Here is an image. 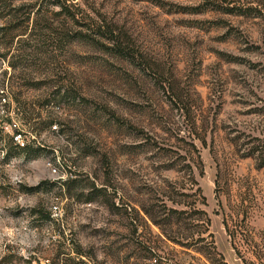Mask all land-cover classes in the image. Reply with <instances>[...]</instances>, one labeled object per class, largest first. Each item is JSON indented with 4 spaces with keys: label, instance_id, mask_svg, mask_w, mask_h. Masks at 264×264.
Listing matches in <instances>:
<instances>
[{
    "label": "rangeland",
    "instance_id": "obj_1",
    "mask_svg": "<svg viewBox=\"0 0 264 264\" xmlns=\"http://www.w3.org/2000/svg\"><path fill=\"white\" fill-rule=\"evenodd\" d=\"M54 3L0 0L46 15L0 42V263L264 264V170L240 152L264 134V0ZM192 173L210 225L184 248L139 205Z\"/></svg>",
    "mask_w": 264,
    "mask_h": 264
},
{
    "label": "trees",
    "instance_id": "obj_2",
    "mask_svg": "<svg viewBox=\"0 0 264 264\" xmlns=\"http://www.w3.org/2000/svg\"><path fill=\"white\" fill-rule=\"evenodd\" d=\"M17 0H13L15 2ZM39 2L40 0H30ZM55 3L52 4L56 7H59L62 10V14H68L72 16L70 11L71 6H69V0H54ZM72 9V8H71ZM22 12L19 10L13 11L7 17L0 19L1 22H4L3 27L0 28V42L10 39L9 45L13 46L15 42L20 43L21 45L28 44L32 41L33 35L29 34V31L32 30V26L35 29H38L41 22L45 21L46 15H43L42 12L35 14L33 19V14H29L28 18L22 22ZM74 19L76 15L73 16ZM23 31V32H22ZM11 55V50L6 55H0L8 59ZM48 127H51V123H47ZM58 129V127H56ZM18 135L22 137V132H18ZM263 137H254L249 136V142H243L240 146V152L242 153L243 159H252L256 163L258 170H264V134ZM239 147V146H238ZM24 151L29 150V146L22 148ZM76 176L69 178L67 182L64 183L63 189H68L71 191V185H74L79 182V179L75 178ZM192 186L188 189V192L182 193L181 189L178 187H169L168 192H161L159 196L158 203H142L140 204V209L148 218V220L157 228H159L170 241L174 244L182 246L184 248L191 247V243H184L185 241H195V237H203L204 234L209 232L210 218L208 214L200 208L201 205L206 204V198L203 196L202 191L198 187L194 174L190 175ZM96 188V186H95ZM94 188V189H95ZM197 188V189H196ZM184 189V188H183ZM95 193H102L103 190H94ZM93 192V193H94ZM95 194H91V198L87 200L88 204L94 202L92 198ZM170 204L172 206H170ZM136 211V209L134 208ZM47 222L54 223V220L51 218V215L46 218ZM73 243V242H72ZM194 249L198 251H203L201 248L197 247V243L192 244ZM80 249V247H78ZM72 254H76L78 259L86 257L83 252L74 248ZM7 259V258H6ZM82 260V259H81ZM35 258H31L27 264H33ZM53 264H81L77 263L76 259H73L71 255L63 257L58 253L53 260ZM12 263V262H11ZM0 264H5V260ZM51 264V263H50ZM159 264V261H157Z\"/></svg>",
    "mask_w": 264,
    "mask_h": 264
},
{
    "label": "built area",
    "instance_id": "obj_3",
    "mask_svg": "<svg viewBox=\"0 0 264 264\" xmlns=\"http://www.w3.org/2000/svg\"><path fill=\"white\" fill-rule=\"evenodd\" d=\"M5 103H7V99L5 98L4 100H3ZM20 136V135H19ZM21 137V136H20ZM22 138V137H21Z\"/></svg>",
    "mask_w": 264,
    "mask_h": 264
}]
</instances>
